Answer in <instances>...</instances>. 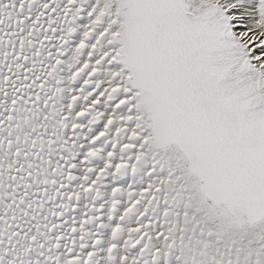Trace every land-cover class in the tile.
Returning <instances> with one entry per match:
<instances>
[{"label": "snow or ice", "instance_id": "snow-or-ice-1", "mask_svg": "<svg viewBox=\"0 0 264 264\" xmlns=\"http://www.w3.org/2000/svg\"><path fill=\"white\" fill-rule=\"evenodd\" d=\"M0 264H264V0H0Z\"/></svg>", "mask_w": 264, "mask_h": 264}]
</instances>
